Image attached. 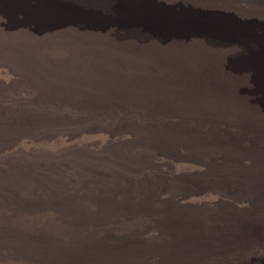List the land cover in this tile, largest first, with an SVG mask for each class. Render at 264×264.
Segmentation results:
<instances>
[{"label": "bare ground", "instance_id": "1", "mask_svg": "<svg viewBox=\"0 0 264 264\" xmlns=\"http://www.w3.org/2000/svg\"><path fill=\"white\" fill-rule=\"evenodd\" d=\"M232 98H264V0H0V264H214L251 228L256 250L264 204L214 231L181 208L251 199L169 178L250 189L264 101Z\"/></svg>", "mask_w": 264, "mask_h": 264}, {"label": "rangeland", "instance_id": "2", "mask_svg": "<svg viewBox=\"0 0 264 264\" xmlns=\"http://www.w3.org/2000/svg\"><path fill=\"white\" fill-rule=\"evenodd\" d=\"M238 80V81H237ZM249 81V82H248ZM232 89H238V90H240V91H252L253 89H255L256 87H255V85H251V80H248V79H246V78H243V77H238V78H234V80L232 79ZM253 86V87H252ZM239 101H238V100ZM250 101H248L247 99H245V98H232V100H224V101H222L219 105L221 106L220 108H219V111H222V113H238V114H252V113H255V112H253V107H254V105H256L257 104V102H259V101H264V98H250L249 99ZM246 102V103H245ZM225 103V104H224ZM252 103V104H251ZM222 104V105H221ZM226 105V106H225ZM248 105V106H247ZM253 105V106H252ZM224 106V107H223ZM241 109V110H240ZM247 110V111H246ZM249 111V112H248ZM241 112V113H240ZM261 141V140H260ZM263 141H264V139H263ZM262 142V141H261ZM263 143V142H262ZM264 143L263 144H261V145H259L258 146V144L256 145L257 146V148L256 147H252V148H254L253 149V151H250L249 152V149H248V155H243L242 156V159L243 160H245V158H254V160H253V164H251L250 166L251 167H249V168H245V172H246V174L247 173H249V175H252V176H254L256 179L255 180H250V189L248 188V186H246V184H243V182H239V181H237L236 179H234V178H232V179H229V182H230V184H232V185H230L229 183H227L226 184V182L225 181H223L224 180V178H222V179H218L220 176H219V174H217L218 172L214 169V168H212V167H205V168H202V169H200V170H197V171H194V172H187V173H181V174H179L178 176H171V177H169L170 178V180H173V179H175V181L173 180L172 181V183L173 184H175L179 189H191V188H200V187H204L205 185H210V184H219V182H220V185L219 186H223V187H227V188H232V193L234 194V195H237V196H242V197H245L246 195H247V198L251 201L250 202V204H248V205H245V204H247V203H245V204H241L240 202H238V201H236V200H234V199H230V198H227V197H225V198H223V199H221V201L220 202H218L217 203V205L215 204V205H213V206H209V207H197V206H195V205H186L185 206V209H184V207L183 208H181L182 210H184V211H182V212H187V210H189V209H194L195 211H198L199 213H201V216H199L200 217V219H199V221H197L198 223H199V225L200 226H205V227H207L208 229H212V230H214L215 231V229L217 228H220L223 224L221 223V222H223L224 220H226V218H231V219H233V221H235L236 219L238 220H241L242 218H243V216L245 217V216H248L249 217V219H251V217H252V215H254L255 214V212H256V210L258 209V208H260V207H263V202H264ZM261 147V148H260ZM193 149V151H191ZM186 148L185 150L183 149H181L180 148V152L181 153H183V154H185L186 153V155H189V156H191L192 155V157L194 156V155H199V156H197L198 158H200V157H203V159H206V160H208V157H206V156H203V154H205L206 153V151H204V149L203 150H201V148H198L199 149V151L197 150V148ZM255 151H256V153H255ZM260 151V152H259ZM189 154H188V153ZM201 152V153H200ZM204 152V153H203ZM199 153V154H198ZM255 153V154H254ZM258 155V156H257ZM262 155V156H261ZM196 156H194V157H196ZM252 156V157H251ZM254 156H256V157H254ZM196 157V158H197ZM255 162V163H254ZM258 164V165H257ZM257 165V166H256ZM258 168V169H257ZM249 169V170H248ZM252 169V170H251ZM208 170V171H207ZM212 170H214V174H213V171ZM217 173H216V172ZM260 171V172H259ZM199 175H197L196 173ZM198 172H200V174L198 173ZM202 172V173H201ZM210 172V173H209ZM212 173V174H211ZM185 174V175H184ZM192 174V175H191ZM196 174V175H195ZM203 175V176H202ZM259 175V176H258ZM251 176V177H252ZM258 176V177H257ZM261 176V177H260ZM172 178V179H171ZM216 178V179H215ZM151 180H149V181H152L153 179L152 178H150ZM195 179V180H194ZM208 179V180H207ZM234 179V180H233ZM262 179V180H261ZM168 180V179H167ZM170 180H168V181H170ZM212 180V181H211ZM214 180V181H213ZM215 180H217L218 181V183H217V181H215ZM222 181V182H221ZM255 181V182H254ZM209 182H211V183H209ZM214 182V183H213ZM232 182H234V183H232ZM261 182V183H260ZM153 183H155V181L153 180V182H151L150 184L151 185H153ZM223 183V184H222ZM236 183V184H235ZM242 184V185H240V184ZM255 183V184H254ZM258 183V184H257ZM260 183V184H259ZM222 184V185H221ZM257 184V185H256ZM261 184H262V186H261ZM225 185H227V186H225ZM234 185H235V187H234ZM259 185V186H258ZM237 186V187H236ZM239 186V187H238ZM254 186V187H253ZM256 187V188H255ZM258 187V188H257ZM261 187V188H260ZM236 188V189H235ZM240 188V189H239ZM243 189V191H242V189ZM260 188V189H259ZM228 189V190H229ZM254 189V190H253ZM256 189V190H255ZM227 190V191H228ZM234 190V191H233ZM246 193H245V192ZM248 191V192H247ZM229 192H231V189L229 190ZM236 192V193H235ZM244 194H246V195H244ZM257 196V197H256ZM167 200H169V201H172V202H174L173 200H171L169 197H168V199ZM232 200H233V202H232ZM263 200V201H262ZM224 201H225V203H224ZM260 201H261V204H260ZM236 202V203H235ZM238 202V203H237ZM171 203V202H170ZM175 203V202H174ZM171 204L172 206H175V204ZM154 204H155V202H154ZM219 204V205H218ZM227 205V206H225V205ZM224 205V206H223ZM232 205V206H231ZM235 205V206H234ZM258 205V206H257ZM262 205V206H261ZM177 206V205H176ZM191 208H190V207ZM223 206V207H222ZM229 206V207H228ZM238 206V207H237ZM242 206V207H241ZM247 206V207H246ZM257 206V207H256ZM178 207V206H177ZM186 207H187V209H186ZM215 207H216V209H215ZM220 207V208H219ZM231 207V208H230ZM237 207V208H236ZM255 207V208H254ZM189 208V209H188ZM227 208V209H226ZM254 208V209H253ZM201 209V210H200ZM211 209H213V210H211ZM240 209V210H239ZM208 210V211H207ZM230 210V211H229ZM248 210V211H247ZM253 211V213L251 212V211ZM201 211V212H200ZM207 211V212H206ZM219 211H221V212H219ZM234 211V212H233ZM236 211H238V212H236ZM250 211V212H249ZM202 212H203V214H202ZM206 212V213H205ZM249 212V213H248ZM193 213V212H192ZM194 213H196V212H194ZM227 213V214H226ZM240 213L242 214V215H240ZM239 214V215H238ZM250 214V215H249ZM216 216H218V217H216ZM202 217H203V219H202ZM224 218V220H223V218ZM241 217V218H240ZM218 218V219H217ZM222 218V219H221ZM229 218V219H230ZM247 218V217H246ZM218 221V224H217V221ZM211 221H212V223H213V225L215 226H212V224H211ZM205 223V224H204ZM209 224V225H208ZM211 224V225H210ZM260 225H264V217H263V224H260ZM211 226V227H210ZM253 232H252V228L250 229V232H249V234H247V236H246V234L245 235H242V234H240L241 236H239V235H237V236H235V241H233V243L231 244V242H230V244L231 245H233V246H231L230 244H229V246L228 247H233V255L231 254V255H228V257L226 256V251H227V249L224 251V249H225V247H223L221 244H219L218 245V243H217V245L215 244V246H216V249H217V251L220 253V254H222L223 252V254L225 255L224 257L225 258H223V257H221V255L220 256H217L218 257V259L220 260H218L217 258H215V259H213V262H214V264H219L220 262V264H227V263H230V264H264V263H262V262H264V242H257L259 245H257V248H256V250H250V249H247V251H245V252H243V249H238V247H240L239 245L241 244V245H243V244H245V241L247 240V241H250L253 237V235L251 236V234H252ZM261 234V233H260ZM243 236V237H242ZM248 236H250L249 238H248ZM259 236H261V237H264V233H262L261 235H259ZM247 238V239H246ZM227 240L228 239H230V237L229 238H226ZM241 239V240H240ZM243 239H245V240H243ZM262 239V238H261ZM232 241V240H231ZM239 241V242H238ZM252 241V240H251ZM242 242V243H241ZM254 242V241H253ZM211 243L212 242H210V244L207 246V247H209V246H211ZM226 243V242H225ZM262 243V244H261ZM237 244V245H236ZM214 246V247H215ZM261 246V247H260ZM263 246V247H262ZM261 248V249H260ZM220 250V251H219ZM238 250V251H237ZM223 251V252H222ZM240 251H242V252H240ZM240 252V253H239ZM244 253V254H243ZM251 253V254H250ZM243 254V255H242ZM248 254V255H247ZM240 257H239V256ZM229 256H231V257H229ZM242 256V257H241ZM257 256V258H255ZM236 257V258H235ZM244 257V258H243ZM252 257V258H251ZM242 258V259H241ZM229 259V260H228ZM238 259H241V260H238ZM226 260V261H225ZM232 260V261H231ZM234 260V261H233ZM243 260V261H242ZM245 260V261H244ZM246 260H247V262H246ZM224 261V262H223ZM250 261V262H249ZM252 261V262H251ZM256 261V262H255ZM217 262V263H216Z\"/></svg>", "mask_w": 264, "mask_h": 264}]
</instances>
